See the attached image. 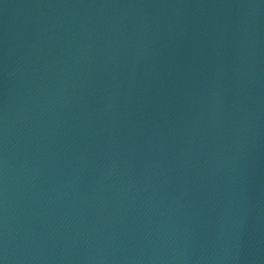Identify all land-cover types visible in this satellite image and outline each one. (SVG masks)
<instances>
[{
    "label": "water",
    "instance_id": "obj_1",
    "mask_svg": "<svg viewBox=\"0 0 264 264\" xmlns=\"http://www.w3.org/2000/svg\"><path fill=\"white\" fill-rule=\"evenodd\" d=\"M0 264H264V0H0Z\"/></svg>",
    "mask_w": 264,
    "mask_h": 264
}]
</instances>
